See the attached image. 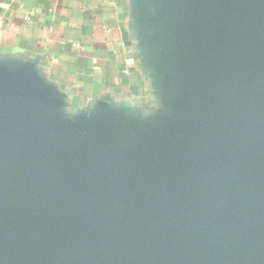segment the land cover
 Wrapping results in <instances>:
<instances>
[{"label":"water","instance_id":"water-1","mask_svg":"<svg viewBox=\"0 0 264 264\" xmlns=\"http://www.w3.org/2000/svg\"><path fill=\"white\" fill-rule=\"evenodd\" d=\"M137 3L156 114L0 59V264H264V0Z\"/></svg>","mask_w":264,"mask_h":264},{"label":"crops","instance_id":"crops-1","mask_svg":"<svg viewBox=\"0 0 264 264\" xmlns=\"http://www.w3.org/2000/svg\"><path fill=\"white\" fill-rule=\"evenodd\" d=\"M137 0H0V59L32 64L71 118L163 103L144 65Z\"/></svg>","mask_w":264,"mask_h":264}]
</instances>
